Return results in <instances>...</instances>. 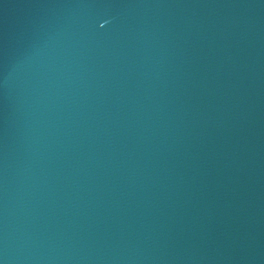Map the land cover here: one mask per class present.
Wrapping results in <instances>:
<instances>
[{"label": "water", "instance_id": "1", "mask_svg": "<svg viewBox=\"0 0 264 264\" xmlns=\"http://www.w3.org/2000/svg\"><path fill=\"white\" fill-rule=\"evenodd\" d=\"M0 264H264V0H0Z\"/></svg>", "mask_w": 264, "mask_h": 264}]
</instances>
